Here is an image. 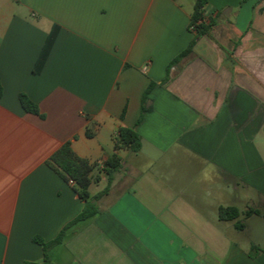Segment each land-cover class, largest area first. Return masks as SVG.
<instances>
[{
	"label": "crops",
	"instance_id": "1",
	"mask_svg": "<svg viewBox=\"0 0 264 264\" xmlns=\"http://www.w3.org/2000/svg\"><path fill=\"white\" fill-rule=\"evenodd\" d=\"M196 1L0 0V264H264L252 250L264 241L219 218L264 211V0H206L215 25L172 64L195 37ZM121 128L141 151H117L99 213L46 263L34 239L54 240L84 208L48 159L71 142L95 164V196Z\"/></svg>",
	"mask_w": 264,
	"mask_h": 264
},
{
	"label": "trees",
	"instance_id": "2",
	"mask_svg": "<svg viewBox=\"0 0 264 264\" xmlns=\"http://www.w3.org/2000/svg\"><path fill=\"white\" fill-rule=\"evenodd\" d=\"M206 5V0H197L194 6V11L191 19V26L195 32L194 39L190 42L189 46L173 61L172 64L179 62L184 57L188 56L195 44L198 37L209 34L215 25V21L210 19L208 22L204 21V6ZM59 31L58 26H53L46 43L40 53V56L35 65V71L40 72L46 63V60L50 54V51L54 45L57 34ZM3 94V88L0 81V98ZM147 97V93L144 97ZM20 103L23 109L31 114L39 115L44 117L38 108V106L32 102L29 97L25 94H20ZM143 108V113L145 112ZM264 132V128H263ZM87 136L91 137L92 133L87 132ZM120 149H127L131 153H139L142 149V140L140 135L137 133L135 128H121L119 130L118 136L116 137L114 145V153H112L104 163V172L107 176V187L99 194L92 196L89 192V186L91 184V172L95 168V164L89 162L87 159L79 157L72 148L71 142H67L60 147L47 161V165L54 171L60 178H62L67 183H72L76 193L79 195L80 199L84 203V208L81 213L64 229L59 233V235L52 241L46 242L43 239L36 237L34 242L41 245L44 251L45 262L49 263L48 251L55 245H58L64 239L68 229L76 224L85 222L99 213V207L97 201L102 196L106 195L111 187L114 174L119 171L123 166V160L118 155L117 151ZM262 215L264 218V211H258L256 209H250L245 212L246 216L250 215ZM241 212L236 207H221L219 210V218L223 221L235 220L236 228L242 230L244 224L240 221ZM252 250L254 252L264 251V248L258 246H253ZM31 264V263H24Z\"/></svg>",
	"mask_w": 264,
	"mask_h": 264
},
{
	"label": "rangeland",
	"instance_id": "3",
	"mask_svg": "<svg viewBox=\"0 0 264 264\" xmlns=\"http://www.w3.org/2000/svg\"><path fill=\"white\" fill-rule=\"evenodd\" d=\"M239 219L244 224V227L247 225L249 232L246 235L248 237L254 236L257 237L258 240L264 241V221L255 216L251 219H247V216L243 214H241Z\"/></svg>",
	"mask_w": 264,
	"mask_h": 264
}]
</instances>
